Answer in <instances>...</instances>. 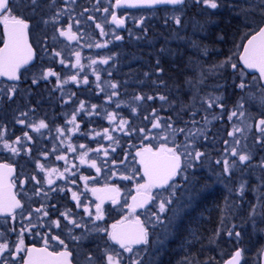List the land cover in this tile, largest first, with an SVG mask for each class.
I'll list each match as a JSON object with an SVG mask.
<instances>
[{
	"label": "flooded vegetation",
	"instance_id": "1",
	"mask_svg": "<svg viewBox=\"0 0 264 264\" xmlns=\"http://www.w3.org/2000/svg\"><path fill=\"white\" fill-rule=\"evenodd\" d=\"M233 2L241 8L247 4L245 0ZM115 5L116 0H38L36 6L31 5L30 0H12L16 14L30 24L29 43L34 56L19 70L16 81L0 77V164H8L13 169L9 177V182L14 185L11 191L21 202V208L13 213L14 218L0 215V243H8L14 252L20 239L24 242V250L15 253V260L5 253L9 264H23L26 250L43 247L45 239L49 241L50 251L62 250V245L51 240L52 235L59 236L68 245L70 264H88V256H92L97 264H103L106 255L115 256L116 253H120L119 264H131L133 259L139 260L140 264H224L237 250L242 252L240 264H262L264 194L260 196L256 238L249 235L245 222L239 229L231 230L225 217L223 226H216L221 213L228 214L231 180L238 188L236 199L243 204L252 200V185L261 179L256 176L255 180H247L241 176L243 172L259 173L262 169L263 145L256 142L259 133L255 127L249 129L248 125H254L263 117L260 99L264 96L263 83L252 79L254 75L258 77V73L245 69L239 62L242 47L238 46L247 40L242 21L237 18L221 21L223 39L217 40L222 42V47L212 43L213 50L206 52L158 53L160 60L153 62L151 56L155 53L150 52L149 43L141 37V29L137 30L144 19H136L134 14L175 11L186 2L182 6L156 8H117ZM113 13L124 21L122 27L111 23ZM143 22L149 23V27L154 24L149 20ZM97 23L101 25L103 35L96 27ZM69 27L75 39L60 35V30L67 31ZM117 35L121 39L117 40ZM130 36L133 39L141 37L146 51L122 52L119 43ZM97 44L102 46L97 47ZM76 52L80 53V61L73 67ZM184 55L196 57V61L189 63L191 67H182L180 60ZM229 57L236 63V69L230 64L225 68L215 67ZM101 60L108 62L100 63ZM48 70L55 75L43 79V73ZM72 76H76V80H72ZM34 79L36 83H33ZM201 79L203 82L198 83ZM242 81L248 85L243 90L239 87ZM112 84L117 87L113 89ZM13 86L15 91H10ZM151 90H159L158 97H166L164 101L159 99V113L151 108V100L147 99ZM184 92L191 94L184 95ZM137 95L144 99L137 101ZM253 95L255 100L250 99ZM242 97L246 115H237L229 121L231 111ZM208 101H216L223 108L215 103L209 108ZM109 114L115 117L111 122ZM73 116L74 123L70 122ZM156 117L162 125L159 129L152 128ZM121 120L127 121L123 129ZM41 121L46 127L34 131L33 127ZM168 124L174 129H184V132L173 139ZM233 126L242 131L230 137L228 133L233 131ZM141 129H144L143 133ZM105 130L112 139L106 138ZM197 130H202L203 135L191 136L187 142L205 155L194 167L184 169L170 182L177 185L174 189H152L154 198L130 214L128 206L137 195V184L144 183L137 151L165 143L169 147L183 145L186 134ZM165 135L168 141L161 138ZM236 139L240 141L239 145L235 144ZM225 141H228L227 145ZM5 142L15 147L17 153L4 148ZM233 147L241 154L250 155L251 159L240 164L237 157L230 155ZM179 151L183 152L184 148ZM85 152L86 162L81 164L80 158ZM58 156L65 159H57ZM224 159H228L231 166L229 173H224ZM93 161L100 169L99 173L90 167ZM123 176L130 178L122 179ZM81 177H87V180ZM49 179L52 184L48 183ZM93 188L119 189V203L113 205L111 200H105L102 206L104 219L95 222L84 212V207H88L95 215L99 201L91 192ZM201 189L204 194L200 193ZM73 192L80 197V207L72 199ZM97 195L107 193L101 191ZM167 199H171L172 204L159 214L163 223H157L155 215L159 203ZM61 213H68L82 227L74 228ZM125 217H128L126 223L138 217L149 232L150 243L134 245L131 253L110 241L106 233L95 231L97 225L110 231L112 224ZM55 220L60 221L59 228L52 224ZM236 232L240 236L232 247ZM71 235H83V239L77 242ZM0 264H4V257H0Z\"/></svg>",
	"mask_w": 264,
	"mask_h": 264
},
{
	"label": "snow or ice",
	"instance_id": "2",
	"mask_svg": "<svg viewBox=\"0 0 264 264\" xmlns=\"http://www.w3.org/2000/svg\"><path fill=\"white\" fill-rule=\"evenodd\" d=\"M74 2V0H73ZM186 0H116L115 7H121L127 5L128 7H137L138 5H152V4H170V5H184ZM31 5L36 6L38 4V0H30ZM197 5L203 4L207 8L217 9L221 6L220 0H195ZM230 7H235L234 5H230ZM34 10V9H33ZM87 11V9H86ZM105 12L108 9H104ZM245 11V21L247 25V31L245 32V36L247 37L246 43L239 45L238 47H242V52L239 53V62L243 65V67L251 72L258 73L257 76H253V80H259L264 83V0H257L255 4L251 3L249 0V7L244 10ZM248 13H255L254 16H249ZM240 13H237L239 15ZM59 15V13H57ZM259 17L257 19L256 17ZM89 20H93L92 16H88ZM178 25L180 24V18L177 17L175 21ZM45 24L48 21H44ZM111 23L115 24L117 27H122L124 21L118 19L116 15L113 13L111 18ZM0 26H2V36H0V42H2V46H0V77H5L9 81H16L19 77L17 73L19 70L28 65L34 56L33 47L29 43V22L21 15H17L15 9L12 7V0H0ZM97 28L101 29V34L103 35V29L100 24H96ZM60 35L63 37H67L69 39H75L72 35L71 28L67 31L60 30ZM223 39V37H220ZM116 39H121L120 36H116ZM97 47H101L102 45L97 44ZM59 55V53H57ZM76 64L73 67L79 65L80 61V53L76 52ZM107 60H101L100 63H107ZM61 63H64L61 60ZM93 64L96 63L95 60L92 61ZM231 65L233 69L237 68L236 63L231 62V57L226 58L222 61L218 66L219 68H225L228 65ZM55 75L51 70L45 71L43 73V79H47L50 76ZM72 80H76V76L71 77ZM99 79V77H97ZM201 79L198 83H202ZM33 83H36V80H33ZM84 83H88L87 79L84 80ZM111 87L115 89L117 87L116 84H112ZM240 89L243 90L248 85H246L243 81L239 85ZM10 91H15V87L13 86ZM115 95V93H113ZM11 99V96L9 97ZM137 101L144 99V97L137 95L135 97ZM148 100L154 99L152 96L147 97ZM159 99L161 101L166 100V97L160 96ZM250 99L255 100V96L253 95ZM219 100V97H217ZM208 107H213L215 103L217 107L223 108L222 104L217 103L216 101H208ZM119 106V105H118ZM260 106L264 108V97L260 99ZM83 102L81 103V108H83ZM136 111L135 108L132 110ZM195 115V113H193ZM239 115L240 117H244L246 115L245 106L243 103V97L240 101L237 102L233 111H231L228 119L232 120L233 117ZM153 116L155 117V111L153 112ZM109 121H113L115 117L111 114L108 116ZM147 119V117H145ZM23 124L24 121H18ZM72 123L75 122V116H73V120L70 121ZM195 123V121H193ZM127 124V121L121 120L120 127L123 129L124 125ZM161 123L159 122V117H156L154 122L152 123V128L159 129L161 128ZM255 127L259 136L256 139L257 143L264 145V117L260 118L254 125H248L249 129ZM46 125L43 121L33 127L34 131H39L42 128H45ZM78 127V126H77ZM167 127L172 129L173 139L175 135L184 132V129H174L172 124H168ZM59 131V129H58ZM242 129L236 126H233V131H230L228 135L230 137H234V133L241 132ZM141 132H144V129H141ZM197 134L203 135L202 130H197L196 132L189 131L185 136V141L183 145L177 144L175 147H169L167 143L161 144L156 148L151 146H145L140 151H137L136 156L139 158L138 163L141 166V170L143 172L144 183L137 184L136 192L137 195L132 197L133 203L128 206L129 213H134L137 208H143L146 204H148L154 197L152 196V189L159 188L163 189L165 187L175 188L177 185L170 184L171 181H174L175 178L182 173V171L186 168L194 167L197 162L200 161V158L205 155V153L196 150L193 147V144L187 142L189 137L196 136ZM26 137L27 133L24 134ZM105 136L107 139H112L111 136L108 135L107 130H105ZM162 139L168 141L169 138L167 135L162 136ZM0 139H2V134H0ZM147 139V136H145ZM17 143H19V138H17ZM226 145L228 141L224 142ZM240 141L238 139L235 140V144L239 145ZM71 148V146H69ZM83 148L84 145H81ZM183 147L184 151L181 152L179 149ZM4 148L10 150L12 153L16 154L17 149L12 147L7 142L4 143ZM99 151V149H97ZM227 151V148L225 149ZM231 156L237 157L240 164H244L245 162L251 159L248 154H241L236 147L231 149ZM87 153L85 152L81 158L80 163L84 164L85 157ZM57 159H65L63 156H58ZM219 164L220 161L218 160ZM224 164V173H229L231 170V166L229 164L228 159L223 160ZM235 161H233V165ZM264 167V163L261 164ZM38 168L43 171V167L41 165H37ZM90 167L96 168L95 161L90 163ZM99 173L100 169L96 168ZM53 171H55L53 169ZM13 169L8 164H0V215H9L13 216V213L16 209L21 208V202L16 199L15 194L12 193L11 189L14 186L13 183L9 182V177L11 176ZM115 175V173H114ZM85 181L87 177H81ZM122 179H129L128 176L121 177ZM36 179V177H33ZM49 184H52V180H48ZM107 193L105 196L97 195L98 192ZM91 192L99 201L96 204L95 215H93L88 207H84V212L89 217H91L92 221H100L104 219V210L103 204L105 200H111L113 205L119 203V189L118 188H105V189H91ZM174 195V192H173ZM72 199L77 201V207H80V197L76 192L72 193ZM172 204L171 199L162 200L159 203L158 213L155 215V221L157 223H163L159 214L164 213L166 211L167 205ZM37 212H40L41 209H36ZM44 215L47 216L48 213L44 212ZM64 216V219L67 220L68 224L72 225L74 228L82 227V224L76 220L70 218L68 213H61ZM14 218V216H13ZM128 221V217H125L121 221L114 223L111 225V230L96 226L95 231L98 233H106L108 239L113 243L119 245L121 249H123L126 253L133 252L134 245H148L149 241V232L147 230L146 224L141 222V220L136 217L131 223H126ZM52 224L55 227H60V221L55 220L52 221ZM69 233L71 234V229H69ZM231 230L229 231V235H231ZM218 235V233H217ZM237 237L240 236V233L237 232L235 234ZM71 239L79 242L83 239V235L76 236L71 235ZM51 240L56 241L59 245H62V250H49V241L48 239L44 240L43 247H30L28 248L27 255L23 260V264H70L69 256L71 255L68 250V245L65 243L63 239H61L57 235H52ZM24 250V242L23 239H20L19 243L15 245L14 252L11 249V246L8 243H0V257H4V264H9L8 256H11V259L15 260V253H20ZM5 253H8V256H5ZM120 256V253H116V255H106V261L103 264H119L117 257ZM242 252L237 250L232 258L228 261V264H240ZM88 264H97L94 261L92 256L87 257ZM131 264H140L139 260L133 259Z\"/></svg>",
	"mask_w": 264,
	"mask_h": 264
},
{
	"label": "rangeland",
	"instance_id": "3",
	"mask_svg": "<svg viewBox=\"0 0 264 264\" xmlns=\"http://www.w3.org/2000/svg\"><path fill=\"white\" fill-rule=\"evenodd\" d=\"M247 2L246 5L242 6V8L238 5V3H234L233 0L228 1L220 0L221 6L217 9H210L204 6L203 4L197 5L195 3V0H186V5L184 7L179 8L177 10H162L157 12H150V13H135L134 18L136 19H144L149 20L150 22L154 23L151 25V29L149 28V23L147 22H141L137 30L142 29V25H148L145 26V34L141 35V37H145V40L150 45V52L155 53V57L157 58V55L159 57L158 53H163L161 45L158 47H155L154 45L157 43L158 39L154 34L155 32L161 31L162 33L168 32L169 35V43H167V50L170 53H173L177 51L175 49L176 44L179 45L180 52H183L181 50L182 46L184 45L183 39L180 37L181 33L183 32V20H185V24L187 27V32L189 33L188 37H190V41H193L192 45H185L187 48L192 49L191 52H206L211 51L208 46H212V43H209V39L206 37L208 33V26L213 24L215 20L212 21V17L215 18V16H218L221 18L222 21H226L229 18H237L242 21V30L243 33L247 31V25L245 21V9L249 7V0H245ZM257 0H251L252 4H255ZM230 5H234L235 7H230ZM237 13H240L237 15ZM249 16L256 15L255 13H248ZM180 18V24L178 25L175 21L176 18ZM259 19V17H256ZM212 21V22H211ZM147 23V24H144ZM226 23V22H225ZM208 29V30H207ZM181 32V33H180ZM138 35V33L136 32ZM191 36H196V43L195 39H193ZM133 39L131 36L127 39H125L122 43H119L120 50L122 52L126 53L127 46L136 45V46H142V38ZM176 37L178 39H176ZM200 38H206L207 42H203L200 44H197L198 39ZM186 40L188 38H185ZM176 41V43H175ZM179 52V50H178ZM193 58L196 61V57L193 56ZM156 60V59H155ZM153 60V62L155 61ZM180 60V58H179ZM181 61V60H180ZM158 62V61H156ZM192 63L191 61L187 62V64ZM199 63V62H196ZM182 65V64H181ZM191 67V64L190 66ZM195 93L197 91H194ZM191 94L189 92H184V95ZM153 97V93L150 95ZM264 97V96H263ZM152 99L151 101H153ZM121 103V98L119 100ZM262 113L264 117V108H262ZM156 136V135H155ZM262 163H264V145L262 147ZM261 171L259 173H256L255 171H246L241 174V176L244 179L247 180H255L256 176H261V179L257 182V184L252 185V200L250 199V202H244L239 203L238 199H236V194L238 193L237 185H235V182L231 180L230 185V203L228 207V214L227 216L221 213L220 218L216 222V226L222 227L225 217H227L226 224H229V227L231 230L239 229L243 226L244 222L246 224V228L248 230L249 235H251L253 238H256L259 234L258 231V211L260 210V196L264 194V167H261ZM255 187V188H254ZM204 188V187H203ZM206 189V188H205ZM200 193L204 194V191L201 189L199 190ZM238 198V197H237ZM237 233V232H236ZM236 233H233L232 237V243L231 246L233 247V242H238V237L235 235ZM231 241V240H230Z\"/></svg>",
	"mask_w": 264,
	"mask_h": 264
},
{
	"label": "trees",
	"instance_id": "4",
	"mask_svg": "<svg viewBox=\"0 0 264 264\" xmlns=\"http://www.w3.org/2000/svg\"><path fill=\"white\" fill-rule=\"evenodd\" d=\"M185 20H186V18L183 20V28H184V30H183L182 33L180 32L181 33L180 37L183 39L182 43L184 44L182 46L181 50L183 51L182 53H193V52H191L192 49H189V48H187L185 46V45H192L193 44V41H190L191 38L188 37L189 33L186 30L187 27H186V24H185ZM213 20H215V21L213 22V24L210 23V25L208 26L209 30L207 29L208 33H207L206 37L209 39V43H207V44L213 43L215 46L220 47L222 42H218L217 39L223 36L224 25L220 24L222 20L218 16H215V18L212 17V21ZM144 27H145V25L142 27L143 30H141V32H140L141 35L145 34V28ZM149 28L151 29V26ZM155 33H156V35L154 34V36H156L158 41H157V43L154 46L158 47V46L161 45L162 52L170 53L167 50V43H169L168 32L166 33V35H165V33H162L161 31H157ZM191 37L193 39H195V43H196V41H197L196 36H191ZM185 38H188V39L186 40ZM176 39H178V38L176 37ZM203 42H207L206 38L198 39L197 44H200V43H203ZM175 43H176V41H175ZM214 45H212V46L209 45L208 48L210 50H213V46ZM175 49L177 50L175 52H178V50L180 52L179 45L176 44ZM143 51H146V49H144L143 45L141 47L140 46H136V45H131V46H127V48H126V52L127 53L128 52H140V53H142ZM151 57H152V61L155 60V59H156L155 61H159L160 60V58L158 56H157V58L154 55H152ZM193 60H195L193 58V56H187V55L182 56L181 57L182 67L183 68L189 67L190 64H187V62H189V61L193 62ZM152 93H153L154 100L151 101V108H155L156 112L159 113L160 104H159V97L158 96L160 95V91L159 90H151L150 94H152Z\"/></svg>",
	"mask_w": 264,
	"mask_h": 264
},
{
	"label": "water",
	"instance_id": "5",
	"mask_svg": "<svg viewBox=\"0 0 264 264\" xmlns=\"http://www.w3.org/2000/svg\"><path fill=\"white\" fill-rule=\"evenodd\" d=\"M161 6H172V7H174V5H170V4H152V5H138L137 7H128L127 5H124V6H122V7H125V8H156V7H161ZM175 6H178V5H175ZM263 86H264V83H263ZM264 207V206H263ZM234 255V254H233ZM232 255V256H233ZM232 258V257H231ZM230 258V259H231ZM229 259V260H230ZM229 260H227L224 264H228V261ZM262 264H264V253H263V255H262Z\"/></svg>",
	"mask_w": 264,
	"mask_h": 264
}]
</instances>
